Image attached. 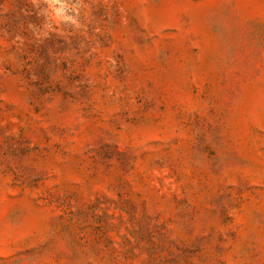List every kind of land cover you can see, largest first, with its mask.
Masks as SVG:
<instances>
[{
    "label": "rangeland",
    "instance_id": "1",
    "mask_svg": "<svg viewBox=\"0 0 264 264\" xmlns=\"http://www.w3.org/2000/svg\"><path fill=\"white\" fill-rule=\"evenodd\" d=\"M0 264H264V0H0Z\"/></svg>",
    "mask_w": 264,
    "mask_h": 264
}]
</instances>
